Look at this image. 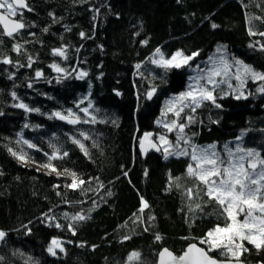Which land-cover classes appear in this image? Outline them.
Returning a JSON list of instances; mask_svg holds the SVG:
<instances>
[{"label": "trees", "instance_id": "16d2710c", "mask_svg": "<svg viewBox=\"0 0 264 264\" xmlns=\"http://www.w3.org/2000/svg\"><path fill=\"white\" fill-rule=\"evenodd\" d=\"M25 2L28 12L14 17L24 29L10 38L0 30V61L11 60L0 62V264H157L162 250L180 257L192 244L218 261H237L201 243L229 220L187 169L193 145L229 140L264 155V80L243 79L241 98L223 93L219 108L209 101L184 108L190 142L165 158L156 138L175 132L164 126L171 116L162 121L161 114L191 72L152 59L157 49L165 59L197 53L193 64L204 68L223 55L264 74V0ZM58 49L64 54L53 55ZM21 103L29 111L15 106ZM56 112L79 122L66 125ZM146 133L160 151L142 158ZM73 173L84 181L75 189ZM54 239L64 251L54 246L51 255ZM245 246L239 261L264 264V246ZM132 253L139 256L129 260Z\"/></svg>", "mask_w": 264, "mask_h": 264}, {"label": "snow or ice", "instance_id": "6c2138e0", "mask_svg": "<svg viewBox=\"0 0 264 264\" xmlns=\"http://www.w3.org/2000/svg\"><path fill=\"white\" fill-rule=\"evenodd\" d=\"M27 8V4L25 0H0V9H6V14L0 13V24H3L4 31L2 34H6L9 37H12L15 32L20 29H23L25 25L22 22H12L11 28H9V24L6 22V15L16 16L19 9ZM22 15V13H21ZM213 28L216 27L215 24L212 25ZM250 35H255L252 31L249 32ZM261 36H264V32L259 33ZM83 37L84 34L81 33ZM251 47V45H250ZM15 51H19V46H14ZM264 50V48H262ZM160 50L157 49V53ZM64 52L62 49L54 50L53 55H63ZM197 53H193V56H183L182 53L177 52L171 59H164L161 56L160 61H153V63H158V66L163 67L165 69L170 68H181L188 64V62L195 56ZM180 59H177V58ZM5 64L11 63V60L8 58H4L0 61ZM223 67L225 69L231 67L227 63L223 62ZM236 64H241L240 61H236ZM30 66V65H29ZM53 69L58 72L63 71L56 64L51 65ZM139 67V66H137ZM244 72L250 74L254 79L264 80V74L255 72L252 68L247 65H242ZM226 72H223L220 67H213L209 70L208 74L205 76H198L194 79L197 81L196 85H189V91L183 92L179 97L174 98L176 101L181 102V106L175 110V116L177 118L180 117L181 112L184 111V108L188 107L194 112L196 108H199L204 101H209L215 105V107L219 108L220 105L216 103V96L214 92L216 88L219 87V84L224 83L223 80L217 81L214 77L226 75ZM86 73H81L80 77L85 76ZM36 76H41L40 72L36 73ZM235 79L241 81V77L237 72ZM204 80L205 83L201 84L198 81ZM209 85L212 87L210 88ZM31 86V85H29ZM231 87V85H229ZM264 91V87L260 89ZM153 91L147 94V98L151 99ZM243 93L235 96L236 99H240ZM13 98L15 99V94L13 93ZM246 98V97H245ZM173 102H167L166 111H172ZM16 107L23 108L25 111H29L26 105L18 104ZM83 111L87 114V109H83ZM165 113L162 112V115ZM69 116H72V112L69 111ZM58 119H66L65 116L61 115V113L56 112L53 113ZM188 120L191 121L192 117L188 116ZM69 123H77L78 119L68 120ZM87 122V121H85ZM157 123H161L157 121ZM27 127V125H25ZM168 128L169 131H172L173 128H178L179 132L177 134V139H184L180 134L184 132L186 127L185 124L180 123L177 124L176 120H172L170 124L164 125ZM151 133H146L145 137L151 136ZM87 138V137H85ZM164 144H168V140L165 136L161 135L159 137ZM184 142L187 144L189 141L184 139ZM27 143V142H26ZM73 143H79V141L73 139ZM144 141L141 140V145H143ZM28 147H34L32 144H28ZM83 150V145H80ZM193 150L191 153V159L195 162V165H188V174L193 176L197 180H199L206 187L205 194L209 197L210 200H215V202L220 206L223 211V214H226L227 219L231 221L225 227H219L214 230L216 236H214V232H209L207 235L210 239L209 241H201V243H209L211 247L208 251L213 250L214 248H222L226 249L227 252H230L233 257L237 258L239 264V256L248 251L244 245L236 244L235 240L239 238L241 241L247 240L248 243L253 244L257 249H260L264 246V159H258L259 153L255 150H247L244 155H240L238 158H234V153L229 150V160L225 162L221 160L218 154L214 151L215 146H210L209 149L199 150L196 149L195 146H192ZM159 150V149H157ZM245 150L237 147L236 152H244ZM166 156L172 153H168L167 148L165 149ZM14 156L16 153H12ZM182 154H187L186 152H182ZM64 155H67L65 152ZM55 158V153L53 156H50L49 159ZM17 159L24 160L23 156H17ZM260 165L259 170H257V166ZM43 167L51 168L50 164L43 165ZM52 171H55V168H52ZM72 184L69 187L75 189L79 184H83V180L78 181V177L73 173L71 174ZM189 196H191V191L189 190ZM142 208L141 211L145 207H147L146 202L141 201ZM243 213L244 219L238 220L237 217ZM255 213H259L256 215ZM73 220H84L86 217L77 215L72 218ZM56 227H60L59 224ZM71 230V228H70ZM5 233L0 232V239H3ZM156 239H160L159 236ZM227 241V243H225ZM55 247H60L59 241L53 240L48 247L47 251L51 255H55L54 251ZM60 251H64L62 247H60ZM195 253V254H193ZM167 254L168 257L171 258L172 264H217V261L212 257L208 256L207 251L204 249L198 248L195 244L190 245L188 250L180 257H175L171 252L167 249H164L160 255V264H168L165 261L164 257ZM138 253H132L129 257L131 260L133 257H138Z\"/></svg>", "mask_w": 264, "mask_h": 264}, {"label": "rangeland", "instance_id": "374dc122", "mask_svg": "<svg viewBox=\"0 0 264 264\" xmlns=\"http://www.w3.org/2000/svg\"><path fill=\"white\" fill-rule=\"evenodd\" d=\"M2 12H4L5 14H6V9H0ZM17 14H19V11L17 12ZM9 16V15H8ZM9 17H12V18H14L15 16H9ZM178 52H180V51H178ZM177 53V52H176ZM176 53H174V55L176 54ZM180 53H182V52H180ZM217 53L219 54V53H221V50L219 49V46H218V48H217ZM183 54V53H182ZM173 55V56H174ZM172 56V57H173ZM183 56H188V55H185V54H183ZM190 56H193V55H190ZM172 57H170V58H168V59H171ZM194 58L195 57H193L189 62H188V64L186 65V66H184V67H181V68H186L187 70H189L190 72H191V74H189L188 75V78H187V85H186V90L185 91H182V92H180V93H178V94H175V95H173V96H171V98H169V101H172L174 98H176V97H179L180 96V94L181 93H183V92H187V91H189V85L190 84H192L193 86H195L196 85V83H197V81L194 79L195 77H198V76H205V75H207L208 74V72H209V70L210 69H212L213 67H220V69L223 71V72H226L227 74L226 75H222V76H217V77H214V79L215 80H217V81H220V80H223L224 81V83H221V84H219V87L218 88H216V90H215V92H214V95L216 96V99H219V98H221V97H223V93H226V94H233L234 96H237V95H239L238 94V92H239V90H240V88H241V86H242V84H241V81H238L237 79H235V76H236V74H237V72L239 73V75H240V77H241V80H243V79H245V78H253L250 74H247V73H245L244 72V69H243V67H242V64H236V59H232L233 61H230V62H228V60H225V59H222V58H224V56L223 55H220V56H215L214 58H212L211 60H210V62H209V64L206 66V67H204V68H201V67H199L198 66V64H193V60H194ZM160 59H161V55L160 54H156L154 57H153V59H152V62L153 61H160ZM165 59V58H164ZM177 59H180L179 57L177 58ZM222 61L223 62H225V63H227L228 65H230L231 67H229V68H227V69H225L224 67H223V63H222ZM153 64H155V65H158V63H153ZM181 68H177V69H181ZM232 77V78H231ZM254 79V78H253ZM199 83H201V84H203V83H205V81L204 80H199L198 81ZM229 85H231V87H229ZM209 87L211 88L212 86L211 85H209ZM216 103H217V101H216ZM264 104V96L263 97H261L260 98V100H259V102H258V104ZM179 104V101H176V100H174V102H173V105H172V111H166V107H165V109L162 111V112H164L165 114L164 115H162L161 114V119H162V121H165V120H167L168 118H167V115H170L171 117H169V119L172 121V120H176L177 121V124H180V123H183L184 124V122H182L181 120V118L179 117V118H177L176 116H175V110L176 109H178V106H176V105H178ZM232 108H230V110H231ZM232 118H236V116L235 115H232L231 116ZM187 119H188V117H187ZM171 123V122H170ZM168 132H171V133H173V132H175V138L174 139H172L170 136H165V138L168 140V144L166 145V144H164V142L163 141H161L160 139H159V137L161 136V135H158V137L156 138V141H157V143H159L160 145H161V148L163 149V151H164V153L166 154V152H165V149L167 148V151L170 149V150H173L174 149V146H179V143H185L184 142V139H187L184 135H186L185 134V132H183V133H181L180 135L181 136H183L184 137V139H180V140H178L177 139V134H178V132H179V129L178 128H173V130L172 131H168ZM188 141H189V139H187ZM190 142V141H189ZM228 142H230L229 140H227V141H217V142H214V143H220V144H210V145H207V146H205V147H198V148H196V149H199V150H204V149H209L210 148V146H215V148H214V151L218 154V156H219V158L221 159V160H224L225 162H227L228 160H229V155H228V152H229V150H231L233 153H234V158H238L240 155H244L245 153H246V151L247 150H245L244 152H236V149H237V147H239V146H237L236 144L233 146V147H231V146H228V144H226V143H228ZM222 143V144H221ZM233 143H237V142H233ZM239 148H241V147H239ZM243 149V148H242ZM169 150V151H170ZM257 153H259V152H257ZM258 159H264V155H261L260 153H259V158ZM191 161H192V159H191ZM191 164H193V166L195 165V162L194 161H192L191 162ZM259 167H261L260 165H258L257 166V170H259ZM256 215H259V213H255ZM237 219L238 220H243L244 219V215H243V213H241L238 217H237ZM229 223H231V221L229 220ZM217 234H215V232H214V236H216ZM210 239H212V238H209V240ZM225 243H227V241H225ZM235 243L236 244H243L244 245V247H246L245 245L246 244H249L250 246H253V248L255 247L253 244H250V243H248V241L247 240H243V241H241L239 238H237L236 240H235ZM256 248V247H255ZM244 253V252H243ZM243 253L239 256V258L243 255ZM231 254V253H230ZM232 255V254H231ZM234 258V257H233ZM234 260H237V258H234Z\"/></svg>", "mask_w": 264, "mask_h": 264}, {"label": "water", "instance_id": "95a60500", "mask_svg": "<svg viewBox=\"0 0 264 264\" xmlns=\"http://www.w3.org/2000/svg\"><path fill=\"white\" fill-rule=\"evenodd\" d=\"M19 11V13H21V12H28V8H23V9H19L18 10ZM0 13H3V14H5L4 12H2V11H0ZM6 22L9 24V28H11V24H12V22H19V21H17L15 18H12V17H9L8 15H6ZM24 29V28H23ZM23 29H20V30H18L17 32H15L14 33V35H16L17 33H19V32H21ZM0 30L2 31V33H3V31H4V26H3V24H0ZM4 35V37H6V38H10L9 36H7L6 34H3ZM13 35V36H14ZM261 39H264V36H259ZM62 123H64V124H66V125H71V124H77V123H69L68 122V120H72V119H59ZM152 138H153V135H151V136H148V137H145V135L141 138V140H143L144 141V143H143V145H141V140H140V143H139V146H138V151H139V154H140V156L142 157V158H145V157H147L149 154H151V153H159V151H160V148H159V146H158V144L154 141V140H152ZM157 149H159V150H157ZM193 245V244H192ZM196 245V244H195ZM190 246V245H189ZM189 246L185 249V251H187L188 250V248H189ZM198 248H201V247H199L198 245H196ZM202 249V248H201ZM163 251V250H162ZM161 251V252H162ZM185 251L182 253V255L185 253ZM173 254V253H172ZM193 254H195V253H193ZM208 254V253H207ZM181 255V256H182ZM173 256H175L174 254H173ZM208 256H210L209 254H208ZM176 257V256H175ZM211 257V256H210ZM164 259H165V261H167L168 262V264H172V262H171V258L170 257H168L167 256V254H165V257H164ZM214 259V258H213ZM216 260V259H215ZM217 261V264H238V261H218V260H216ZM157 264H160V255H158V259H157ZM239 264H245L244 262H242V261H239Z\"/></svg>", "mask_w": 264, "mask_h": 264}]
</instances>
